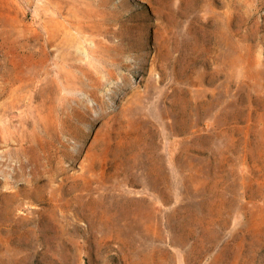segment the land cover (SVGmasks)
Wrapping results in <instances>:
<instances>
[{"label":"rangeland","instance_id":"obj_1","mask_svg":"<svg viewBox=\"0 0 264 264\" xmlns=\"http://www.w3.org/2000/svg\"><path fill=\"white\" fill-rule=\"evenodd\" d=\"M0 264H264V0H0Z\"/></svg>","mask_w":264,"mask_h":264}]
</instances>
